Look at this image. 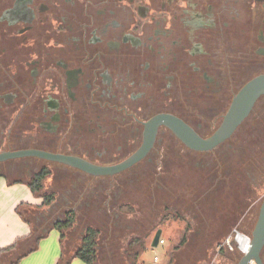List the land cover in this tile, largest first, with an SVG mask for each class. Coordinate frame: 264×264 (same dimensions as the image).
Here are the masks:
<instances>
[{
    "label": "flooded vegetation",
    "instance_id": "obj_1",
    "mask_svg": "<svg viewBox=\"0 0 264 264\" xmlns=\"http://www.w3.org/2000/svg\"><path fill=\"white\" fill-rule=\"evenodd\" d=\"M262 75L264 0H0V153L115 166L141 149L159 115L207 139L238 92ZM261 129L264 96L210 151L189 149L159 125L145 155L112 175L27 155L0 163V176L30 183L45 172L42 192L56 196L49 219L60 203L102 210L133 179L173 174L165 163L180 160L210 168Z\"/></svg>",
    "mask_w": 264,
    "mask_h": 264
},
{
    "label": "rangeland",
    "instance_id": "obj_2",
    "mask_svg": "<svg viewBox=\"0 0 264 264\" xmlns=\"http://www.w3.org/2000/svg\"><path fill=\"white\" fill-rule=\"evenodd\" d=\"M255 146L253 141L239 144L225 160H211L205 169L197 158L165 163L173 174L133 179L116 202L111 193L102 210L83 204L68 210L60 203L51 219L42 215L48 221L41 227L64 210L72 211L74 222L63 232L65 250L78 247L85 230L93 227L98 230L94 264H217L213 253L220 239L233 229L251 233L257 220L264 198V145ZM240 153H251V158ZM90 193L91 189L84 191L85 196ZM105 195L102 202L107 201ZM29 220L33 226L39 223L38 215ZM158 230L164 244L152 248Z\"/></svg>",
    "mask_w": 264,
    "mask_h": 264
},
{
    "label": "water",
    "instance_id": "obj_3",
    "mask_svg": "<svg viewBox=\"0 0 264 264\" xmlns=\"http://www.w3.org/2000/svg\"><path fill=\"white\" fill-rule=\"evenodd\" d=\"M261 96H264V75L253 79L238 92L234 97L228 112L224 116L222 124L207 139L200 138L180 120L169 115H159L147 124L145 142L141 149L127 161L115 166L101 167L76 157L53 155L38 151L0 153V163L16 157L30 155L70 166L92 176L112 175L127 169L145 155L153 142L156 127L159 125L168 127L189 149L195 151H210L227 140L235 132L239 125L249 115L254 104ZM250 235L251 248L247 254L240 258L237 264H249L251 261L255 264H264L262 259V253L264 250V198L259 207L257 220ZM160 236L161 231L158 230L152 238L150 244L152 248L158 246Z\"/></svg>",
    "mask_w": 264,
    "mask_h": 264
},
{
    "label": "crops",
    "instance_id": "obj_4",
    "mask_svg": "<svg viewBox=\"0 0 264 264\" xmlns=\"http://www.w3.org/2000/svg\"><path fill=\"white\" fill-rule=\"evenodd\" d=\"M43 195L42 191L33 193L26 179L0 176V250L16 243L15 250L2 257V264L18 257H22L18 264H59L63 253L60 232L54 229V224L41 227L46 221L42 215L49 211L43 206ZM35 215L39 223L33 226L29 217ZM68 264L84 263L70 258Z\"/></svg>",
    "mask_w": 264,
    "mask_h": 264
},
{
    "label": "trees",
    "instance_id": "obj_5",
    "mask_svg": "<svg viewBox=\"0 0 264 264\" xmlns=\"http://www.w3.org/2000/svg\"><path fill=\"white\" fill-rule=\"evenodd\" d=\"M261 131H262V133H264V129H261ZM250 132L253 134L252 131H250ZM239 133H238V135H239ZM253 135L254 136L251 137L250 141L254 142V145H256L255 147L258 148L260 145L261 146L264 145V137H263L264 134L261 135V132H260V134L256 133ZM239 137L242 138V136H239ZM255 147L252 148V152H255V150H256ZM243 151H244V149H243ZM240 155L243 156L244 153H240ZM245 155L250 156L251 153H246ZM250 158H251V156H250ZM45 176H46L45 172H43L42 174H38L29 183V187L33 193H41V191L43 190V180H44ZM43 201H44L43 206L49 205L53 201V195L44 194L43 195ZM18 213H20V208L18 209ZM73 222H74V213L72 211H69L66 215V220L64 222H58L53 226L54 229H56L58 232H60V240H61V244L63 245V253L61 255L59 264H68L70 258H76V259L80 260L81 262H83L84 264H94L96 261V240H97V236H98V230L94 229L93 227H88L85 230L84 236H83L82 240L80 241V244L78 247H76L74 250H70V251L65 250L66 249L65 248L66 237H65V234L63 232H64V230L69 229L72 226ZM229 233L224 235L220 239L218 244ZM247 234H250V233H247ZM184 240L185 239L183 238L181 242H184ZM37 243H38V240H37L36 244ZM218 244H216L215 251L213 253V255H216L218 257V258H216L217 264H237L241 258V255L236 251L235 252L217 251V245ZM15 248H16V243L10 247H7L5 249L0 250V264H2L1 263L2 257L5 254H8V253L14 251ZM232 255H235V256L237 255V258L236 259L234 257L231 258ZM21 258L22 257H18L15 261H13L9 264H18V262L20 261ZM263 262H264V259H263Z\"/></svg>",
    "mask_w": 264,
    "mask_h": 264
},
{
    "label": "built area",
    "instance_id": "obj_6",
    "mask_svg": "<svg viewBox=\"0 0 264 264\" xmlns=\"http://www.w3.org/2000/svg\"><path fill=\"white\" fill-rule=\"evenodd\" d=\"M164 240L159 239L158 245H163ZM251 248V235L238 229H233L218 245L217 251L238 252L241 257L249 252ZM158 258L155 256L154 261ZM264 263V262H263ZM249 264H255L251 261Z\"/></svg>",
    "mask_w": 264,
    "mask_h": 264
}]
</instances>
